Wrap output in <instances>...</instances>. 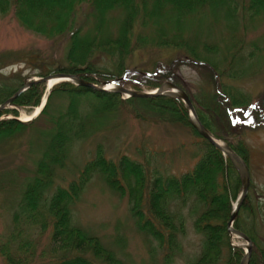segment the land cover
Masks as SVG:
<instances>
[{"label":"trees","instance_id":"obj_1","mask_svg":"<svg viewBox=\"0 0 264 264\" xmlns=\"http://www.w3.org/2000/svg\"><path fill=\"white\" fill-rule=\"evenodd\" d=\"M239 6L248 11L253 23L264 20V0H0V15L9 14L24 29L61 47L56 58L27 53L24 60L37 70L33 75L67 73L93 83L98 78L120 85H127L125 77L132 75L136 90H141L138 83L153 89L170 80L188 94L210 135L224 141L247 164L249 152L242 129L252 131V126L264 123V96L251 103L247 91L235 82L247 81L264 69V47L256 41L243 47L246 29L237 36L234 23L230 28L232 13ZM83 9L87 11L78 19ZM223 18L228 23L224 30L234 35L215 38L222 32L203 29L212 27L204 25L205 21ZM143 50H169L178 56L144 60ZM18 54L0 53V103L26 78L18 70L1 72L13 62L12 55ZM133 55L146 63L128 66L127 59ZM105 60L112 68L105 67ZM180 61L199 72L205 68L209 83L189 92L175 72ZM44 90V82L31 84L12 100L16 108L0 110V116H17L19 109L29 111L38 105ZM127 116L153 125L186 128L197 138L194 150L189 151L190 169L168 173L163 169V151L147 144L136 145L133 152L109 155L98 141L73 179L54 183L56 168L65 166L74 145L110 132ZM25 129L36 135L37 158L32 175L20 187H15V179L0 182V189L18 194L9 201V207L14 206L11 226L0 236L2 264H126L97 236L74 223L72 206L94 175L117 196L126 198L137 229L165 248L167 264L179 251L178 236L184 232L187 215L193 213L201 246L189 264H238L243 250L231 245L227 222L241 191V178L231 161L193 128L179 98L124 99L117 93L59 82L34 119H0V147ZM252 189L250 181L233 227L252 241L248 264H264V203L254 202Z\"/></svg>","mask_w":264,"mask_h":264},{"label":"rangeland","instance_id":"obj_2","mask_svg":"<svg viewBox=\"0 0 264 264\" xmlns=\"http://www.w3.org/2000/svg\"><path fill=\"white\" fill-rule=\"evenodd\" d=\"M86 11L81 10L77 14L78 19H82ZM214 12L219 16L217 10ZM112 15L117 14L112 13ZM208 23L212 27L205 25ZM226 24L228 25L225 18L219 19L217 22L212 20V23L209 19L204 22L203 29L213 33L216 30L221 31L222 33L213 35L215 38L234 35L224 30ZM229 26L234 29L237 36H241L239 33L243 34V29H246L243 47L251 46L253 41H256L258 47H264V20L253 23L248 18V11H244L242 6L236 8L232 13ZM60 49L61 47L58 46L57 42L47 41L24 29L9 14L0 15V53L6 51L20 53L17 56L12 55L10 61L13 62L2 68L1 72L8 74L18 70L23 76H26L25 80H30L36 77L33 74L37 70L34 65L24 60L26 59L25 55L32 53L40 58H56L61 55ZM142 54L144 60L151 57L164 60L178 56V53L169 50L155 52L143 50ZM109 62V60H105L103 63L106 68H112ZM127 62H130L128 66L146 63L145 61L139 62L138 56L135 55L127 59ZM128 68L134 69V67ZM196 68L191 67L190 63L180 61V66L178 65L175 71L189 92H195L199 85L209 83V77L204 72L205 68L201 72L197 71ZM131 76L125 77L129 81L126 86L135 89L133 87L134 79ZM235 83L243 86L252 103L256 98L264 96V69L247 81ZM138 87L142 91L151 90L143 82L138 83ZM7 108L16 107L8 105ZM34 111L35 108L29 111L20 109L17 116L4 114L0 116V119L14 118L19 122H26L36 117L37 114L33 115ZM120 121L121 124L111 129L110 132L97 136L98 138L89 136L86 140L74 145L65 160V166L56 168L54 183L64 184L73 179L83 162L91 157L98 141L103 144L106 153L109 155H115L118 152H133L136 145L147 144L150 148L163 151V169L168 173H179L190 169L193 159H191L189 151L194 150L193 143L197 138L191 133L189 134L186 128L178 124L153 125L137 121L130 116L122 118ZM251 128L252 131H249L248 128L242 129V131L244 130L242 140L248 146L247 166L250 181L254 183L253 200L256 204L262 205L264 203V123H258ZM36 141L38 142L36 135H33L29 129H25L17 132L0 147V182L15 179L14 183L18 185L15 187H20L22 182L27 181L26 177L32 175L33 160L37 158ZM9 174H13V176ZM17 197L18 194L15 192L0 189V236H3L11 226V211L14 206L10 208L11 203L9 201L11 199L16 200ZM72 212L76 226L97 236L103 245L113 249L126 264H167L165 248L159 247L156 242L137 229L129 213L126 198H120L113 193L96 175L87 183L80 199L73 204ZM193 214L187 215L185 219L184 232L178 236L179 251L174 253L169 264H189L200 252L201 236L194 230ZM230 239L232 245L244 249V240L234 235ZM223 263V261H219L218 264ZM0 264H2L1 260ZM31 264L42 263L33 262Z\"/></svg>","mask_w":264,"mask_h":264},{"label":"water","instance_id":"obj_3","mask_svg":"<svg viewBox=\"0 0 264 264\" xmlns=\"http://www.w3.org/2000/svg\"><path fill=\"white\" fill-rule=\"evenodd\" d=\"M50 79H57V80L58 79L59 80L60 79H66V80L74 82L77 85L84 86V87H87V88H90L93 90H97V91H107L104 87H105V85L111 83L109 81H99L97 84H93V83L88 82L86 80H83V79H81L75 75L64 74V73L49 75L46 77L33 79L32 81L26 80L23 83V85L12 96H10L6 100H4L2 103H0V110L6 108L11 103V101L16 96H18V94L20 92H22L27 87H29L32 82H37V81H46L47 82ZM113 91L116 93H119V94L126 93L129 96L141 97V98H145V97H149V96H156V95L174 96V97L180 98L185 103L186 108H188L193 114L194 120H191L192 126L196 129V131L201 136H203L210 143H212L214 146L219 148L223 152V154L226 155L230 159V161L232 162V164L234 165V167L236 168V170L238 171V173L241 177L242 190H241V193H240L239 198L237 200L236 206L230 215L229 224H231L232 221L234 220L235 216H236L237 209L241 205V203H242L243 199L245 198L247 191H248V186H249L248 168H247L246 164L244 163V161L238 155H236L227 145H225V144L221 145L218 141H216L214 138H212L210 136V134L206 131L204 126H202V124L197 120L196 114L194 112V109L192 107V104H191L187 94L182 89H180L178 86H176L173 82H170V81L163 82L155 91H152V92L134 91V90H130L124 86H117L116 88H114ZM232 232L238 234L243 240H245L248 243L247 252L242 256V258L240 259V261L238 263V264H248L249 258H250V253H251V248H252L251 240L245 234H243L240 231L232 229Z\"/></svg>","mask_w":264,"mask_h":264},{"label":"bare ground","instance_id":"obj_4","mask_svg":"<svg viewBox=\"0 0 264 264\" xmlns=\"http://www.w3.org/2000/svg\"><path fill=\"white\" fill-rule=\"evenodd\" d=\"M55 81H56V79H50L49 81H47V88L51 84H54ZM112 87H113L112 84H108V85L105 86L106 89H111ZM41 102H43V99H42ZM37 109H39V107Z\"/></svg>","mask_w":264,"mask_h":264}]
</instances>
